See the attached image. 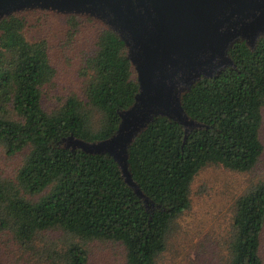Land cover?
<instances>
[{"label":"trees","instance_id":"16d2710c","mask_svg":"<svg viewBox=\"0 0 264 264\" xmlns=\"http://www.w3.org/2000/svg\"><path fill=\"white\" fill-rule=\"evenodd\" d=\"M64 16L74 33L79 17ZM25 25L19 13L0 18V145L7 155L28 150L16 185L0 179L1 226L21 242L49 229L71 235L76 241L57 255L59 264H88L84 245L90 241L117 243L126 264H156L174 222L190 207L194 177L209 165L247 172L262 155L264 37L253 47L236 42L227 52L232 65L178 96L192 127L159 114L135 137L126 156L139 196L112 156L65 142L73 137L94 145L111 139L121 115L135 103L138 84L125 40L107 26L99 31L85 61L83 99L70 95L47 112L42 90L55 71L45 41H29ZM46 189L37 201L19 194ZM263 226L264 184H259L234 203L225 264H263Z\"/></svg>","mask_w":264,"mask_h":264},{"label":"water","instance_id":"95a60500","mask_svg":"<svg viewBox=\"0 0 264 264\" xmlns=\"http://www.w3.org/2000/svg\"><path fill=\"white\" fill-rule=\"evenodd\" d=\"M28 8L93 17L120 34L128 46L138 94L114 137L88 145L69 137L68 147L109 154L132 181L127 150L155 116L192 127L178 96L202 77L233 62L229 48L240 40L253 47L264 37V0H0V18Z\"/></svg>","mask_w":264,"mask_h":264},{"label":"rangeland","instance_id":"374dc122","mask_svg":"<svg viewBox=\"0 0 264 264\" xmlns=\"http://www.w3.org/2000/svg\"><path fill=\"white\" fill-rule=\"evenodd\" d=\"M26 21L24 35L29 41L44 40L49 61L55 74L42 90V107L49 112L70 96L84 97L87 82L85 61L95 51L96 36L105 25L91 16L77 15L81 25L74 33L65 25L64 15L51 10L28 8L18 12ZM260 140L262 155L247 172H234L221 166L209 165L193 179L190 186V207L175 222L167 240L166 251L156 264H225L227 233L236 199L259 184H264V107ZM28 150L7 155L0 145V179L16 185L18 170ZM49 189L37 195L23 191L28 201H37ZM0 260L3 264H59L57 255L65 250L74 237L60 229L38 232L30 241H19L14 232L1 226ZM88 264H126L125 252L117 243L90 241L85 245ZM259 255L264 264V226Z\"/></svg>","mask_w":264,"mask_h":264},{"label":"flooded vegetation","instance_id":"af4514ba","mask_svg":"<svg viewBox=\"0 0 264 264\" xmlns=\"http://www.w3.org/2000/svg\"><path fill=\"white\" fill-rule=\"evenodd\" d=\"M15 13V12H14Z\"/></svg>","mask_w":264,"mask_h":264}]
</instances>
